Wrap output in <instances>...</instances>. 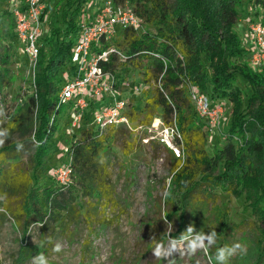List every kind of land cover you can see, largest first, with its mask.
Returning <instances> with one entry per match:
<instances>
[{
    "label": "trees",
    "instance_id": "obj_1",
    "mask_svg": "<svg viewBox=\"0 0 264 264\" xmlns=\"http://www.w3.org/2000/svg\"><path fill=\"white\" fill-rule=\"evenodd\" d=\"M85 1L74 0L75 5L68 4L62 10L61 19L68 23L57 45V13L43 8L42 13L51 18L48 30L40 37L31 94L9 107L1 95L8 79L0 73V106L4 108L0 132L5 134V143L0 147V208L4 210L0 214L12 217L24 235L31 223L39 224L42 231L52 222L64 229L73 224L75 232L77 224L87 217L86 210L82 211L83 202L61 199L66 186L54 176L44 175H48L44 170L47 145L61 109L57 100L63 84L58 83L55 72L66 57L70 62L74 42L66 35L79 28L74 18L83 10L81 4ZM111 1L130 7L140 23L138 27H119L113 37H101L95 47L97 51L114 48L122 55L111 52L106 60L99 61L101 68L115 77L123 64L142 69L143 104L137 107L135 98H129V121L133 127L149 126L159 118L164 125L175 122L182 133L184 158H175L168 152L171 177L168 209L164 213L177 225L170 237L187 239L201 232L209 234L215 228L217 243L207 251L212 264H216V248L232 245L230 238L242 222L231 221L226 205L223 209L214 201L217 192H225L245 202L254 231L244 245L246 252L231 257L228 264H264V70L251 67L250 55L233 31L242 5L264 8V0ZM0 24L3 35L6 23ZM142 24L152 29L141 30ZM9 49L7 45L0 55L2 66L9 63ZM189 84L211 99L230 104L220 147H207L210 130L194 111ZM88 102L91 107L106 103L99 98H89ZM131 132L135 131L122 126H110L105 133L89 127L68 146L69 161L62 164H71L72 178L89 197H109L114 192L108 179L109 152L115 142L124 148ZM17 145H22L19 151ZM154 145L159 147L156 141ZM22 158H28V167L20 165ZM198 194L202 197H196ZM28 248L26 257L37 253Z\"/></svg>",
    "mask_w": 264,
    "mask_h": 264
},
{
    "label": "rangeland",
    "instance_id": "obj_2",
    "mask_svg": "<svg viewBox=\"0 0 264 264\" xmlns=\"http://www.w3.org/2000/svg\"><path fill=\"white\" fill-rule=\"evenodd\" d=\"M105 1L87 0L83 6L81 4L83 10L79 11L74 18L76 25L85 22L88 16H93L99 7L105 5ZM43 2L45 9H49L51 13H57L54 18L60 27V32L54 40L57 45L63 37L64 26L68 23L61 19V12L68 8V4L75 5V3L74 0L65 2L44 0ZM18 3L20 6L23 5V0H0V23L2 21L6 23L4 34L0 35V55L4 53L7 45H10L9 63L6 66L0 65V73H4L8 79L6 86L2 88L1 95L9 107L31 94L34 89L35 71H31L28 67L29 62L23 50V43L15 33L11 13ZM242 9L238 21L233 25V31L240 41V46L249 55L255 47L249 35L248 25L253 20H264V8L252 7L244 3ZM42 15L43 28L38 39L39 47L40 37L48 30L47 22L51 18L45 12ZM50 21L53 22L52 19ZM116 28L118 30L119 27ZM140 28L141 30L152 29L144 24ZM77 30V27L74 28L66 35V38L74 42ZM46 49L48 50L49 46ZM249 64L254 68L250 62ZM119 67L120 71L116 73L118 77H115L118 82L115 85L117 97L128 101L130 97H133L137 107H141L145 89L141 82L142 69L125 64ZM71 69V63L66 57L60 62L55 72L58 83L64 84L72 78ZM238 83L241 84V82ZM151 93L149 91L148 95ZM104 100L111 102L107 94L101 98V101ZM210 104L211 107L219 105L223 107L219 124L214 125L211 132L207 133V147L213 149L216 146L220 147L223 143V131L228 124L230 104L225 100L211 98ZM89 106L83 112L74 111V114L70 113V104L61 106L57 114L54 134L47 145L44 170L48 172V175L46 173L44 175L53 176V168L69 161L66 150L75 137H81L83 129L96 128L94 115L100 107L99 105ZM78 115H80L79 120L76 117ZM156 119L149 126L152 130H149L148 126H143L131 132L126 137L124 148L118 145L119 142L112 144L108 161V179L114 189L111 196L89 197L75 178H71L69 184L62 189L61 199L83 202L85 205L82 211L86 210L87 217L81 219L75 232L72 230L73 224L64 229L52 222L42 231L39 224L31 223L24 235L23 230L16 226L12 217L7 213L2 216L0 214L3 218L0 221V264H32V258L38 253L46 255L49 258V264H212L208 251L197 249L193 252L191 250L190 246L198 235L181 240H173L170 237L177 228V225L168 220L164 213L168 209L171 163L167 149L160 144L159 147H155V140L149 137L155 135L161 127L160 119L159 124L154 123ZM202 121H205L209 127L206 118ZM106 131L107 128L103 130V133ZM143 138H148L149 141L145 142ZM20 165L28 167V158H22ZM196 197L202 196L198 194ZM213 198L217 204L222 205V208L226 205L225 209L231 221H242L237 232L230 238V242L247 245L254 231L245 202L225 192H217ZM2 211L4 210L0 208L1 213ZM56 242L63 245V250L54 254L52 247ZM157 246H160L162 252L159 259L154 257L152 251ZM28 247L37 253L26 257L24 254L29 250Z\"/></svg>",
    "mask_w": 264,
    "mask_h": 264
},
{
    "label": "built area",
    "instance_id": "obj_3",
    "mask_svg": "<svg viewBox=\"0 0 264 264\" xmlns=\"http://www.w3.org/2000/svg\"><path fill=\"white\" fill-rule=\"evenodd\" d=\"M19 4L11 10L15 33L23 43L29 69L35 71L40 49L38 39L43 28L41 13L44 4L41 0H23V5ZM139 25L137 15L130 7L116 5L111 0H106L105 5L99 7L88 21L79 24L70 54L72 78L61 87L57 102L61 106L70 104V113L74 114V111L83 112L88 107L89 98L101 99L107 94L111 102L100 104L99 110L94 115L96 130L100 132L110 126H124L133 131L143 127L142 125L132 126L126 115L129 101L118 98L116 95L115 75L105 72L99 65V61L106 60L109 53L116 52L119 55L120 53L114 48L105 51H97L95 48L101 37L105 39L113 37L116 27H138ZM248 26L249 35L255 47V50L249 54L250 63L254 68L264 70V20H253ZM120 56L122 57V55ZM188 87L190 101L196 115L201 119H207L211 132L212 127L219 124L223 107L220 105L211 107L210 99L205 93L198 90L193 84H189ZM136 91H138L137 88ZM76 117L78 120L80 119V115ZM157 119L159 120V118ZM160 124L161 127L155 135L149 137L167 149L173 157L183 159L181 131L175 122L171 125H164L161 121ZM143 140L149 141L148 138H143ZM72 172L70 163L61 164L54 168L53 176L59 184L67 186L72 178Z\"/></svg>",
    "mask_w": 264,
    "mask_h": 264
},
{
    "label": "clouds",
    "instance_id": "obj_4",
    "mask_svg": "<svg viewBox=\"0 0 264 264\" xmlns=\"http://www.w3.org/2000/svg\"><path fill=\"white\" fill-rule=\"evenodd\" d=\"M4 115V108L0 106V116ZM5 143V134L4 132H0V147H3ZM17 150L19 151L22 145H17ZM189 231H192V228H189ZM218 239V234L215 231V228L209 234H204L201 232L198 234L197 239L194 240L191 244V250L195 252L197 249H203L207 251L208 249L212 248ZM207 241V244L205 243ZM51 243V240H49ZM63 250V245L60 242H56L52 247V252L60 253ZM154 257L159 259L162 256L160 246H157L155 249L152 250ZM246 252V248L241 243L237 242L232 245H225L222 247L216 248L214 259L216 264H228L231 257L237 254H243ZM32 264H49V258L44 255L43 253H38L32 258Z\"/></svg>",
    "mask_w": 264,
    "mask_h": 264
},
{
    "label": "bare ground",
    "instance_id": "obj_5",
    "mask_svg": "<svg viewBox=\"0 0 264 264\" xmlns=\"http://www.w3.org/2000/svg\"><path fill=\"white\" fill-rule=\"evenodd\" d=\"M158 121H159V120H158V119H156V121H155L154 123H158ZM158 124H159V123H158ZM158 124H157V125H158Z\"/></svg>",
    "mask_w": 264,
    "mask_h": 264
}]
</instances>
